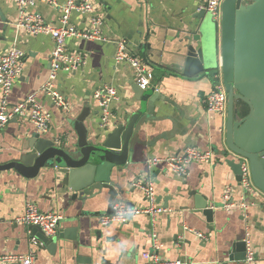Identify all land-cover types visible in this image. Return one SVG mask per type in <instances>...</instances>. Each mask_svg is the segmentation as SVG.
I'll return each instance as SVG.
<instances>
[{
    "label": "crops",
    "instance_id": "0c3cea01",
    "mask_svg": "<svg viewBox=\"0 0 264 264\" xmlns=\"http://www.w3.org/2000/svg\"><path fill=\"white\" fill-rule=\"evenodd\" d=\"M64 1L58 0V3ZM91 1L95 14L103 21L101 32L111 42L74 38L67 41L68 52L83 58V65L76 71H63L57 75V87L70 103L69 111L59 110L49 98L38 95L37 101L51 114L49 133L39 135L26 119H10L0 130V165L27 154L37 135L52 139L61 147L75 145L76 135L68 121H74L85 108L90 111L86 124L92 135H105L115 129L133 105L131 69L114 62L116 47L113 41L124 40L130 54L143 60L145 57L144 62L151 66L153 81L148 90L154 89L170 99L175 107L157 114L167 117L151 125L155 128L143 138L147 143L136 149L130 164L114 181L113 184H120L124 195L112 203L122 201L136 208L146 207L142 191L133 184L149 177L154 186L156 205L166 210L154 222L160 246L156 253L161 259L183 264H235L228 260L229 247L233 242L248 238L255 252V264H264V195L257 192L250 199L255 205L245 213H226L220 208L225 189L228 186L236 189L238 183L225 164L226 158L233 156H223L226 116L205 111L204 100L212 90L214 79L202 74L193 78L163 74L153 63L178 62L182 65L188 45L200 46L193 38L199 34L202 24H211L206 21L208 14L200 18L199 7L204 0ZM36 11L45 22L59 25L58 9L38 3ZM17 18L16 6L10 0H0V56L13 47L25 54L23 71L14 81L8 98L9 106L22 102L44 85L53 50L48 35L33 37L18 30L15 26ZM71 22L78 29L86 28L78 14L72 15ZM219 55L217 37L208 62L218 66ZM102 86L115 87L119 93V100L110 106L112 117L104 131L99 129L100 111L93 99L94 92ZM189 147L211 150L215 162L212 165L191 164L187 176L181 178L172 175L164 166L151 169L146 166L148 159L172 156ZM193 190L211 204V223H207L201 213L193 212V199L186 197ZM237 193L238 189L234 197ZM71 194L61 185V176L53 170L41 171L33 179H25L13 170L0 173V257L24 256L35 250V264H142L140 254L150 250L152 243L149 217L141 215L126 224L103 228L99 219L107 213L106 192L84 207L78 201H72ZM28 202L42 213L61 216L56 234L49 237L55 239V247L34 248L28 228L15 223ZM185 226L204 234L205 239L199 240L185 232ZM59 233L73 239H59Z\"/></svg>",
    "mask_w": 264,
    "mask_h": 264
},
{
    "label": "water",
    "instance_id": "95a60500",
    "mask_svg": "<svg viewBox=\"0 0 264 264\" xmlns=\"http://www.w3.org/2000/svg\"><path fill=\"white\" fill-rule=\"evenodd\" d=\"M206 14L201 12V17L197 18H204ZM200 27L199 34L193 38L200 46L188 45L184 62H180L182 65L178 62L153 63L163 74L186 78L200 74L215 78L220 74L227 93L223 156H233L226 158L225 164L239 185L241 166L247 163L254 187L264 195V0H223L219 23H206ZM217 37L218 66L208 62ZM131 91L133 105L112 132L92 135L86 124L90 111L85 108L74 121H68L76 135L75 145L65 148L56 145L52 139L34 136L29 152L1 164L0 173L13 170L25 179H33L41 171H56L61 176V185L72 193L71 200L78 201L81 207L106 192V214H111L112 202L124 195L120 184H113L114 181L130 164L136 149L147 143L143 138L155 128L151 125L167 117L157 114L175 107L170 99L154 89L141 90L135 82L131 84ZM236 101L249 109L243 118L237 116ZM186 197L193 199V212L201 213L206 222L211 223L213 210L208 200L194 190ZM28 230L45 247H55V239L45 236L38 227L31 226ZM58 237L73 239L61 233ZM245 252L244 240L233 242L227 252L229 262L244 264Z\"/></svg>",
    "mask_w": 264,
    "mask_h": 264
},
{
    "label": "built area",
    "instance_id": "2783aa9c",
    "mask_svg": "<svg viewBox=\"0 0 264 264\" xmlns=\"http://www.w3.org/2000/svg\"><path fill=\"white\" fill-rule=\"evenodd\" d=\"M18 10V18L15 26L18 30L28 36L48 35L53 42V50L49 59V76L44 85L35 93L26 97L25 100L16 105L9 106L10 96L14 81L21 75L25 54L13 47L0 56V130L10 121V119H26L34 127L39 135H47L50 131L51 114L38 101V95H44L51 101L52 105L63 112H68L70 103L59 92L57 87V75L59 72H74L83 65V58L79 54L69 53L66 43L70 39H80L84 41L111 42L107 40L102 32V19L95 14V8L91 0H65L58 3V0H10ZM223 0H204L199 10L211 15L214 22L219 23L221 16V4ZM38 3L58 9L60 12L59 25L53 26L44 21L37 13ZM73 14H78L85 29H78L71 23ZM116 47L114 55L115 64L127 65L133 74L134 82L141 90L150 87L153 81V71L147 66L140 56L130 54L124 40L113 41ZM118 90L112 86H102L94 92L93 99L100 111L99 129L104 131L111 120L110 106L119 100ZM205 111L225 117L227 114V93L222 83L220 74L215 77L211 92L204 100ZM215 162L214 154L211 150H200L189 147L172 156L163 158H151L146 161L148 169L164 166L175 177H185L191 164L212 165ZM134 187L140 189L147 202L144 208H136L122 201L112 203V213L104 214L100 217L99 223L103 228L111 224H126L137 216H147L151 219L152 243L150 250H144L140 254L142 264H183L180 261H169L161 259L156 252L159 244L156 239L154 222L158 215L166 210L155 203V190L149 177L136 180ZM238 189L237 196L235 190ZM257 190L251 180L247 163L241 166V179L238 188L233 189L228 186L221 198L220 208L230 213L238 211L245 213L249 207L255 205L254 200H250ZM61 216L49 212L42 213L33 203H26L24 213L15 220V223L23 227H38L45 236L53 237L56 234ZM184 231L193 234L197 239L204 240L205 235L184 227ZM31 245L39 249L43 246L35 237L30 238ZM246 245L244 264H255V252L248 238L244 239ZM36 251L30 250L27 255H4L0 257V264H35Z\"/></svg>",
    "mask_w": 264,
    "mask_h": 264
},
{
    "label": "trees",
    "instance_id": "16d2710c",
    "mask_svg": "<svg viewBox=\"0 0 264 264\" xmlns=\"http://www.w3.org/2000/svg\"><path fill=\"white\" fill-rule=\"evenodd\" d=\"M213 79L215 80V78ZM235 109H236L238 118H243L244 116L248 114V111H249L248 107L240 101L235 102Z\"/></svg>",
    "mask_w": 264,
    "mask_h": 264
},
{
    "label": "rangeland",
    "instance_id": "374dc122",
    "mask_svg": "<svg viewBox=\"0 0 264 264\" xmlns=\"http://www.w3.org/2000/svg\"><path fill=\"white\" fill-rule=\"evenodd\" d=\"M206 21H207V22L209 21L210 23L213 22L212 18H211L209 15H207Z\"/></svg>",
    "mask_w": 264,
    "mask_h": 264
}]
</instances>
